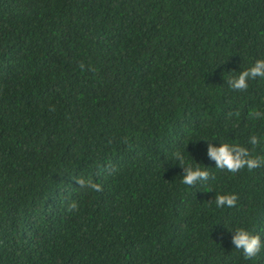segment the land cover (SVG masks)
<instances>
[{
  "label": "trees",
  "instance_id": "obj_1",
  "mask_svg": "<svg viewBox=\"0 0 264 264\" xmlns=\"http://www.w3.org/2000/svg\"><path fill=\"white\" fill-rule=\"evenodd\" d=\"M257 59L264 0H0V264H264V166L207 155L264 157V78L227 84ZM177 150L210 179L184 185Z\"/></svg>",
  "mask_w": 264,
  "mask_h": 264
},
{
  "label": "clouds",
  "instance_id": "obj_2",
  "mask_svg": "<svg viewBox=\"0 0 264 264\" xmlns=\"http://www.w3.org/2000/svg\"><path fill=\"white\" fill-rule=\"evenodd\" d=\"M264 78V59H257L254 64L243 71L239 72L238 76H229L227 80L228 86L236 91H245L248 88V81L256 78ZM54 111L55 109H50ZM250 118L259 119L264 116L260 111H253ZM252 146H257L260 140L253 135L249 140ZM208 157L215 162V168L226 170L230 173H237L245 167L252 171L256 168L264 166V157L252 156L247 147L239 144L221 143L219 147L214 146L211 142L208 143ZM173 159L178 162L183 168L182 183L188 187L195 186L198 182H206L210 179L211 174L207 168H203L196 163L193 166L187 163L182 152L179 150L173 152ZM80 188L88 189L95 192L102 191V186L95 183L91 179L83 177L76 179ZM238 196L235 193H217L214 203L217 208H232L236 206ZM213 200H209L212 202ZM78 205L75 201L68 205L69 211L77 210ZM232 230V229H229ZM235 249L241 250L245 259H250L257 256L262 248V241L259 235L250 233L244 228H237L231 239Z\"/></svg>",
  "mask_w": 264,
  "mask_h": 264
}]
</instances>
